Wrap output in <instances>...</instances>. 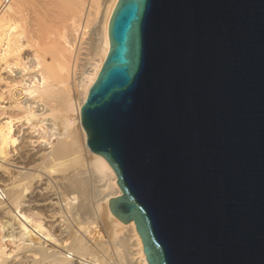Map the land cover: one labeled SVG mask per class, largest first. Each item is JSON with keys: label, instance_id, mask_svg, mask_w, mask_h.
I'll list each match as a JSON object with an SVG mask.
<instances>
[{"label": "water", "instance_id": "95a60500", "mask_svg": "<svg viewBox=\"0 0 264 264\" xmlns=\"http://www.w3.org/2000/svg\"><path fill=\"white\" fill-rule=\"evenodd\" d=\"M80 109L148 264H264V0H118Z\"/></svg>", "mask_w": 264, "mask_h": 264}, {"label": "bare ground", "instance_id": "6f19581e", "mask_svg": "<svg viewBox=\"0 0 264 264\" xmlns=\"http://www.w3.org/2000/svg\"><path fill=\"white\" fill-rule=\"evenodd\" d=\"M117 1L37 0L34 18L47 28L44 33L51 34L45 42L40 24L37 26L39 34L42 30L38 35L41 41L33 36L34 28L30 31L25 12L28 0H0V71L6 74L2 76L0 72L4 86L0 88V109L6 110V117L0 120V159L4 160L0 164L4 191V198H0L1 264L10 254L7 240V245L17 242L15 247L21 244L18 250L23 246L31 253L33 262L29 264H148L134 222L123 223L109 210V198L122 194L117 175L101 154L87 147L80 118L81 106L110 48L108 23ZM64 2L69 8L68 18L54 29L51 21H56ZM47 25L54 30L49 32ZM90 26L93 45L85 38ZM25 48L28 51L21 55ZM80 58L87 63L76 80ZM16 91L25 97L14 98ZM15 120L27 125L31 133L37 130L39 135L33 141L41 139L42 147L34 152L24 146L10 160L9 151L17 142ZM96 178L102 183L99 185L98 180L97 185L91 186ZM52 188L63 196L59 200L63 203L58 202L71 216L69 221L65 218L66 226L58 231L59 238L51 226L48 229L40 220L38 210L34 211L37 206L43 212L52 211L50 204L58 202L31 204L47 199L49 193L44 194ZM98 225L108 229V243L91 240Z\"/></svg>", "mask_w": 264, "mask_h": 264}, {"label": "rangeland", "instance_id": "374dc122", "mask_svg": "<svg viewBox=\"0 0 264 264\" xmlns=\"http://www.w3.org/2000/svg\"><path fill=\"white\" fill-rule=\"evenodd\" d=\"M31 1H34V2H31ZM36 1L37 0H28V3H26V5H25V12L27 13V17H28V22H29V28H30V31L34 28V30H32L31 32H32V34H33V32H34V34H36V36L33 34V36L36 38L38 35L39 36H41L40 34H41V32H42V30H43V36H41V38L42 39H44V40H42V41H45V42H47L46 40H45V38L46 37H48V36H51V34L49 33H44L46 30L45 29H47V28H45L42 24H41V22L39 23L40 24V28L42 29L41 30V32H40V34H39V32L38 31H40L39 29L40 28H38V26H39V24L37 23V21L38 20H36L34 17H36L35 16V11L34 10H36V9H38L37 7V5H36ZM40 1V0H39ZM101 0H98V2H100ZM35 3V4H34ZM64 6V8H63V6ZM61 6L62 7H60L61 8V10H60V8H59V10H60V12L58 13L59 15H58V20L56 19V21L54 22V20H52L51 22H53V26H54V24H55V28L54 29H56V27L58 28L60 25H61V21L63 20H65L66 18H68L67 16L69 15L68 13H69V10H66V9H69L68 8V5H67V3L66 2H64L63 4H62ZM27 6V7H26ZM32 6V7H31ZM36 6V7H35ZM66 7V8H65ZM28 8V9H27ZM31 8V9H30ZM36 8V9H35ZM62 8H63V10H62ZM32 11H33V13H32ZM62 11V12H61ZM30 12V13H29ZM36 12H37V10H36ZM68 12V13H67ZM29 14V15H28ZM67 14V15H66ZM32 16V17H31ZM64 18V19H63ZM33 19H35V20H33ZM50 23H48V24H50ZM34 24V25H33ZM36 24V25H35ZM37 24H38V26H37ZM60 24V25H59ZM33 25V26H32ZM36 26H37V29H36ZM44 27V28H42V27ZM48 26V25H47ZM92 26V25H91ZM91 26H90V28H89V30H87V34L85 35V38H87V41H91V39H90V36L92 35V32H91ZM32 27V28H31ZM49 27V29H51V30H49V32L50 31H53L54 29H52L50 26H48ZM37 31H36V30ZM48 32V31H47ZM38 33V34H37ZM45 34L47 35V36H45ZM39 36H38V41L41 39V38H39ZM50 38V37H49ZM47 39V38H46ZM41 41V40H40ZM93 42L94 41H91V43H92V45H93ZM41 44H43L42 42H40ZM47 44V43H46ZM45 43H44V45H46ZM28 51V49L27 48H25L23 51H22V53H21V55H24L26 52ZM84 56V54H82V55H80V57H83ZM80 60H81V58H80ZM1 72V75L2 76H5L6 74L4 73V71H0ZM3 82H0V88H3L4 86H3V84H2ZM2 85V86H1ZM1 90V89H0ZM19 93V94H18ZM25 97V95L24 94H20V91H16L15 92V96H14V98H16V99H23ZM77 98V97H76ZM6 103V99L3 101V103H2V105L3 104H5ZM4 112H6V110H2V109H0V120L1 119H4V117H6V113H4ZM16 123V124H15ZM18 124H20V122H18L17 120H15L14 121V130H15V133H16V136H17V142L15 143V145H14V148L12 147L13 145H11L10 147H12L14 150H10L9 151V156H8V158L11 160L12 158H15L16 156H17V154L18 153H20V148H24V146H26V148H30L31 150H33L34 152L38 149H40V147H42V142H40V140L39 141H33V140H35L36 139V137L39 135L38 133L39 132H37V130L36 131H33V133H31L30 132V130H28V128H27V125H21V126H19ZM20 127V128H19ZM19 128V129H18ZM19 130V131H18ZM25 131V132H24ZM30 132V134H29V132ZM43 134H45L44 132H43ZM28 137V138H26V137ZM31 138V139H30ZM29 139V140H28ZM29 142H28V141ZM26 141H27V143H26ZM31 141V142H30ZM42 141V140H41ZM20 143H21V145H20ZM23 143V144H22ZM17 144V145H16ZM27 144H29V146L27 145ZM19 145H20V147H19ZM23 145V146H22ZM31 145V146H30ZM16 146V147H15ZM10 147H8V150H9V148ZM32 147H34V149L32 148ZM11 148V149H12ZM14 151V152H13ZM12 152V153H11ZM12 154V155H11ZM4 162V160H1L0 159V164L1 163H3ZM1 169V168H0ZM1 171H2V169H1ZM97 180H92L95 184H91V182H90V184H91V186H93V185H97V181H98V184L100 185V182H101V180H100V178L98 179V178H96ZM1 182H3L2 180H1V177H0V183ZM92 182V183H93ZM102 183V182H101ZM1 185V184H0ZM3 186V185H2ZM41 186H43V185H41ZM93 188V187H92ZM54 191H56L55 189H51V190H49L48 192H47V194L45 193L44 195H48V193H49V197H47V199H44V200H40V201H34V202H32L31 204H35V203H43V201L44 202H47V201H49V200H51V202H53V201H59L60 199H62L61 197H63V196H61V194H56V192H54ZM92 191H93V189H92ZM53 192V193H52ZM94 192V191H93ZM51 194H52V196L53 197H55V198H53L52 196H51ZM91 194H93V193H91ZM94 194H95V192H94ZM60 198H59V197ZM92 196V195H91ZM52 197V198H51ZM93 197L94 196H92V200H93ZM62 201V203H63V200H61ZM61 201H59V202H61ZM59 202H58V204L56 203V204H50V206H52L54 209H52V211H46V212H43L44 210H43V208L41 207H39V206H37L38 208L36 209L35 208V210L34 211H37L38 210V213H39V218H40V220H42L43 221V223H44V225L48 228V229H50V226L52 227V230H53V233H54V235L55 236H57V234H58V231H59V233H60V231H63L64 229L63 228H65L64 226H66V224L64 223L65 221V218L69 221L70 219H71V216H70V218H69V215L70 214H67V211H66V209L65 208H63V206L62 205H60L59 204ZM49 205V204H48ZM55 205V206H54ZM57 205H59V207L57 206ZM57 206V207H56ZM60 206H61V208L62 209H60ZM46 208H52V207H47V206H45ZM39 208H40V210H39ZM57 211V212H56ZM49 213V214H48ZM56 213V214H55ZM41 214V215H40ZM60 214V215H59ZM48 215V216H47ZM50 215V216H49ZM52 215H54L53 217H52ZM42 218V219H41ZM44 218V219H43ZM50 218L52 219V221H46V220H50ZM62 220V221H61ZM63 224H62V223ZM76 225H74V227H75ZM100 225H98V227H96V230L94 231H92V237H91V240L92 241H97V239L99 240V239H101L102 240V242H104V243H106L107 242V240H108V234L109 233H107V228L106 229H104V227L103 226H100ZM77 227V226H76ZM95 229V228H94ZM56 232V233H55ZM58 238L59 237H61V236H57ZM40 239V241L42 240V238L41 237H39ZM93 238V239H92ZM38 240V241H39ZM60 241V240H59ZM106 241V242H105ZM7 242H9V240H7V241H5V243H6V246H7V248H9V251H10V254L8 255V257L6 258V260H5V264L7 263V264H12L13 262H16L15 264H17V263H20V261H26L27 263L26 264H29L28 262H33L32 260H31V258L33 259V256L31 255V253L28 251L27 252V249H24V247L23 246H21L19 249L20 250H18L17 249V247L18 246H20V245H18L17 247H15L16 246V244L15 243H17V242H15V243H13V245L11 244L12 242L10 241V243H8V245H7ZM108 243V242H107ZM15 244V245H14ZM46 243L44 242L43 243V245H45ZM48 244V243H47ZM46 244V245H47ZM45 245V246H46ZM48 246V245H47ZM15 248V249H14ZM23 248V249H22ZM22 249V250H21ZM12 250V251H11ZM13 250H14V252H13ZM26 250V251H25ZM8 251V252H9ZM21 252V253H20ZM99 254H101V252H99ZM18 256V257H17ZM30 256H32V257H30ZM17 257V258H16ZM18 260V261H17ZM1 264V263H0ZM14 264V263H13ZM21 264V263H20ZM31 264H33V263H31ZM73 264V263H72ZM77 264V263H76Z\"/></svg>", "mask_w": 264, "mask_h": 264}, {"label": "built area", "instance_id": "2783aa9c", "mask_svg": "<svg viewBox=\"0 0 264 264\" xmlns=\"http://www.w3.org/2000/svg\"><path fill=\"white\" fill-rule=\"evenodd\" d=\"M86 59L81 58V60L79 61L78 65H77V69H76V73H75V78L76 80L80 77L81 74V70H84V68H86ZM0 198H4V191L2 190V186L0 185Z\"/></svg>", "mask_w": 264, "mask_h": 264}]
</instances>
